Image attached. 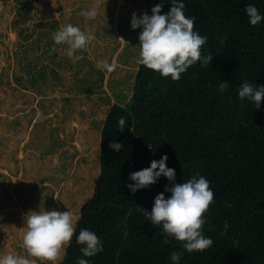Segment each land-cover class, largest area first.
Masks as SVG:
<instances>
[{
  "label": "trees",
  "instance_id": "16d2710c",
  "mask_svg": "<svg viewBox=\"0 0 264 264\" xmlns=\"http://www.w3.org/2000/svg\"><path fill=\"white\" fill-rule=\"evenodd\" d=\"M194 31L206 36L199 61L180 79L163 77L138 64L131 96L106 114L100 141V168L93 193L82 203L75 233L58 264H172L170 253L183 252L179 264H264V98L260 108L240 100L241 83L264 85V21L252 26L245 6L264 13V0H183ZM163 3L167 13L171 0ZM228 88L218 90L220 82ZM126 123L121 131L118 119ZM123 147L115 151L110 142ZM166 155L176 182L202 175L214 192L204 214L203 234L213 244L188 253L183 242L164 244L161 226L137 210H151L154 197L171 186L161 175L133 193L129 174ZM230 227L221 234L224 223ZM81 228L94 232L103 251L83 257L75 240Z\"/></svg>",
  "mask_w": 264,
  "mask_h": 264
},
{
  "label": "rangeland",
  "instance_id": "374dc122",
  "mask_svg": "<svg viewBox=\"0 0 264 264\" xmlns=\"http://www.w3.org/2000/svg\"><path fill=\"white\" fill-rule=\"evenodd\" d=\"M158 2L0 0V255L27 256L30 211L70 210L76 223L99 173L104 118L132 94L142 30L132 14ZM96 6L95 19L81 14ZM69 23L94 36L71 58L52 39Z\"/></svg>",
  "mask_w": 264,
  "mask_h": 264
},
{
  "label": "clouds",
  "instance_id": "9594fccd",
  "mask_svg": "<svg viewBox=\"0 0 264 264\" xmlns=\"http://www.w3.org/2000/svg\"><path fill=\"white\" fill-rule=\"evenodd\" d=\"M163 3L151 8V15L147 12L139 16L134 12L130 21L132 29L141 28L139 33V53L136 62L146 68L158 72L163 77L180 79L182 73L197 61L202 66H209L213 56L201 55V47L206 44L207 37L194 31V18L185 15L183 0H171V7L167 13L161 14ZM245 12L252 26L264 21V13H260L255 4L245 6ZM83 16L95 19L99 14L98 6L82 11ZM55 44H65L67 55L71 58L76 50L86 49L94 36L86 33L78 25L71 23L63 25L53 33ZM101 70L112 72L116 68L115 62L106 60L97 62ZM228 83L222 81L218 90L224 92ZM238 98L254 103L255 108L261 106L264 98V85L243 82L238 89ZM122 131L125 127L124 117L117 121ZM109 147L119 151L123 145L110 142ZM167 156L152 160L150 165L129 174L134 183L127 187L135 193L138 189L148 187L163 175L171 186L165 185V192L171 193L167 198L164 193L154 197L151 210L138 207L147 220L154 226H161L164 235L163 243H170L169 238L182 241V247L188 253L203 251L212 246L213 240L203 234V225L207 217L204 215L213 203L214 192L210 182L202 175H194L184 182L177 183L175 170L166 165ZM26 215V226L23 233L22 247L27 256L9 252L0 255V264H37L40 261H50L57 264L62 261L66 248L70 245L75 233V217L72 211L39 210L30 211ZM230 225L225 222L221 234L227 232ZM76 243L82 245L80 252L83 257H92L103 251L101 239L92 231L81 228L75 236ZM183 252L172 251L170 261L179 264ZM28 257L36 258L29 259ZM77 264H91L90 260L78 258Z\"/></svg>",
  "mask_w": 264,
  "mask_h": 264
}]
</instances>
